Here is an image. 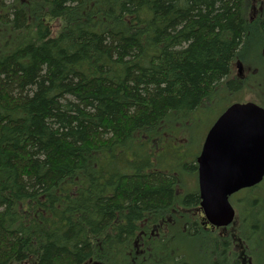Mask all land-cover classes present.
<instances>
[{"label": "trees", "instance_id": "obj_1", "mask_svg": "<svg viewBox=\"0 0 264 264\" xmlns=\"http://www.w3.org/2000/svg\"><path fill=\"white\" fill-rule=\"evenodd\" d=\"M5 6L0 264H201L196 237L209 264H264V179L231 226L204 228L183 142L264 37V0Z\"/></svg>", "mask_w": 264, "mask_h": 264}, {"label": "water", "instance_id": "obj_2", "mask_svg": "<svg viewBox=\"0 0 264 264\" xmlns=\"http://www.w3.org/2000/svg\"><path fill=\"white\" fill-rule=\"evenodd\" d=\"M199 207L207 223L229 225V196L264 177V108L254 102L228 105L207 130L196 156Z\"/></svg>", "mask_w": 264, "mask_h": 264}, {"label": "rangeland", "instance_id": "obj_3", "mask_svg": "<svg viewBox=\"0 0 264 264\" xmlns=\"http://www.w3.org/2000/svg\"><path fill=\"white\" fill-rule=\"evenodd\" d=\"M11 0H0V14ZM4 3V5H3ZM244 67H248L249 73L242 84L233 81L228 87H224L212 99L207 101L187 122V130L184 133V149L188 152V160L197 153L206 131L218 115L230 104L236 102L251 101L264 108V37L253 34L248 49L242 55ZM236 66L233 74L236 73ZM188 173L187 170H185ZM189 190L196 189L195 175H191ZM238 214V210H236ZM238 217V216H237ZM237 221V218L235 219ZM236 223V222H235ZM231 226V225H230ZM238 226L236 227V229ZM238 230V229H237ZM192 244L201 259V264H209L217 253V246H213L203 237H196ZM241 251V250H240ZM221 262V261H220Z\"/></svg>", "mask_w": 264, "mask_h": 264}, {"label": "flooded vegetation", "instance_id": "obj_4", "mask_svg": "<svg viewBox=\"0 0 264 264\" xmlns=\"http://www.w3.org/2000/svg\"><path fill=\"white\" fill-rule=\"evenodd\" d=\"M234 66H236L237 70H236V73L233 74V72L231 73V75L227 76L225 79H224V82H233L234 80L238 82V84H242L243 83V80H245L247 74L249 73V68L248 67H244L243 65V61L242 59H239L237 58L234 62ZM244 190V189H243ZM240 192V191H239ZM239 199V193H235L233 195H231V202L235 205L236 202L238 201ZM236 206V205H235ZM237 207V206H236ZM200 223L204 226V228H211L209 225H207L201 215V212H200ZM235 221V218L233 220V222ZM233 222L231 224H233ZM230 224V225H231ZM229 225V226H230ZM227 226L225 227H220V228H226Z\"/></svg>", "mask_w": 264, "mask_h": 264}]
</instances>
